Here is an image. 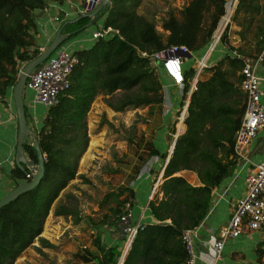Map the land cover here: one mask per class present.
<instances>
[{"label": "trees", "instance_id": "obj_1", "mask_svg": "<svg viewBox=\"0 0 264 264\" xmlns=\"http://www.w3.org/2000/svg\"><path fill=\"white\" fill-rule=\"evenodd\" d=\"M77 1L79 4L82 2ZM130 1L112 0L100 15L104 17V27L119 30V35L90 41L89 46L77 43L71 48L79 64L70 76V88L63 93L59 104L47 111L36 132L45 157L44 176L38 186L0 209V264H14L36 241L42 247H51L41 235L61 192L76 178H84L77 175L78 166L89 145L87 116L96 96H109L121 91L115 103L108 101V105L117 112L162 105V80L167 78L166 73L142 53L152 55L174 45L187 46L192 52L209 48L212 35L225 14L226 2L189 0L179 18L173 10L169 11L159 31L153 22L130 9ZM51 2L66 5V0H0L1 97L13 90L21 66L40 53L37 14ZM244 8L248 13L244 0H239L235 13ZM206 13H209L207 25ZM76 19L74 16L62 21V31L77 26L68 33L69 37L62 46L76 41L90 21L87 17ZM227 40V34H224L222 43L228 52L208 68L210 76L199 80L197 89L190 96L184 122L186 131L177 138L167 165L168 149L174 141V126L179 115L177 109L182 107V101H176L172 130L163 150L151 142L145 145L146 157H141V162L146 163L151 157L158 158L151 168L154 175L152 184L157 182L163 170L159 188L162 198L149 201L153 223L138 231L122 264H186L182 232L197 228L203 222L213 205L214 191L236 169L238 161L234 155V139L244 115L245 94L240 89L242 64L229 53L236 50L242 54L243 51L230 46L229 40L227 44ZM257 46L260 53L264 47L263 30L258 35ZM191 72L185 71L189 80L193 76ZM189 88L187 80L183 98ZM177 96L179 93L174 95ZM24 150L33 161H37L31 145H26ZM185 170L194 171L200 185L193 186L177 175ZM28 172L17 167L12 175L23 183ZM124 194L126 197L121 206L136 197L130 187L119 188L109 195L118 199ZM117 212L119 210L114 211ZM54 214L62 216L69 212L59 207ZM125 243L124 236L105 249L96 242L98 252L91 253V258L82 259L86 263L118 264Z\"/></svg>", "mask_w": 264, "mask_h": 264}, {"label": "rangeland", "instance_id": "obj_2", "mask_svg": "<svg viewBox=\"0 0 264 264\" xmlns=\"http://www.w3.org/2000/svg\"><path fill=\"white\" fill-rule=\"evenodd\" d=\"M129 5L131 10L153 22L159 31H161L162 22L169 11L173 10L178 18L180 17V10L176 7L177 0H131ZM244 6H247L246 11L248 13H245V8L238 13H234L228 28L230 33L229 40L230 46L235 49H241L243 51L242 54L252 56L258 54V35L261 30L264 31V0H244ZM74 9L75 7L70 5V12H74ZM100 15L96 16L93 24L84 32H81L76 39H89L92 32L104 27V17L102 18ZM208 19L209 13H206L205 25H207ZM75 28L77 26L73 25L64 32L69 33ZM89 45L90 43L85 44V46ZM207 49L193 51L192 57L186 60L184 67L187 71L192 70V75H195L194 69L198 59L206 54ZM227 52L228 48L226 49L224 45L217 46L210 55L209 66L215 65ZM156 74H159V72L157 71ZM209 76V69H206L199 80L207 79ZM166 81L167 78L162 80L163 86H166ZM177 93L179 91L176 90L175 94ZM121 94V91H117L109 96L97 95L101 104H105L109 109L108 111L95 112V110L92 111L91 105L87 116V127L90 129L91 134L104 133L102 136L106 137V139H113L119 142L125 140L126 144H136V146L140 147L144 140H156L158 145L163 140L167 142L169 140V132L172 130L174 114L170 110L171 108L167 109L168 105L155 104L140 109H128L123 112H117L108 105V101L115 103ZM175 98L176 101L180 99L179 96ZM174 128V135H176L178 127L176 128L175 125ZM185 131L186 126L181 128L180 134H184ZM101 142H106V140H101ZM171 150L172 147L168 149V153ZM104 154V147L98 145V152L93 157L88 171L82 174L78 170L77 175L80 174L84 178H77L72 181L61 192L55 202L54 210L60 207L67 210L69 214L54 218V212H50L47 218H51L49 219L50 223L46 227L47 233L45 235L42 233L41 237L48 240L51 247H42L36 241L14 264H97L95 261L86 263L82 257L91 258V253L98 252L96 242L105 249L117 243L120 236H124L116 227V216L124 208L120 204L125 197L117 199L114 196L110 197L109 194L117 192L119 188H126L131 185L137 187L140 181L142 182V177L148 174L144 172L137 179V172L143 165V170L146 171L145 164L147 162L142 163L138 157L136 159L134 154V158H127L126 156L121 159L115 158V163L111 165L108 161V156L104 157ZM141 154L146 157L145 152ZM185 171L187 173L184 175H182L184 171L178 175L185 176L188 180H195L196 183H199L198 176L194 171ZM135 178L137 179L135 180L136 185L131 184ZM159 188L160 185L158 186V191ZM157 194L153 196L152 200L158 199ZM130 202H127L125 207L131 204L134 214L136 210L133 206V201L132 203ZM116 210H119V212L114 213ZM113 224L115 228L112 226ZM108 230H110L109 236H107ZM126 245L127 241L125 247ZM124 250L125 248H123L122 252Z\"/></svg>", "mask_w": 264, "mask_h": 264}, {"label": "built area", "instance_id": "obj_3", "mask_svg": "<svg viewBox=\"0 0 264 264\" xmlns=\"http://www.w3.org/2000/svg\"><path fill=\"white\" fill-rule=\"evenodd\" d=\"M103 1L82 0L80 6L75 7L74 12H64V18L55 17L54 21L61 24L62 21L68 19L71 15L77 18H85L92 12L90 7L92 4L97 6ZM188 3L189 0H177L176 7L182 12ZM238 3L239 0H226L225 14L212 35V41L206 54L198 59L196 68L194 69L195 75L190 80L185 76L184 67L186 60L192 57V51L187 46H170L152 55L142 53V56L150 57L154 65L166 73L170 84L179 90V101H182L183 105L178 110L179 115L176 123V128H178L176 135H173L174 140H177L181 135V125L185 126L184 122L187 117L190 96L197 89L196 86L203 71L210 67L208 64L210 55L218 45H224L222 44L224 34H227L228 40L230 39V33L227 28H229ZM48 8L49 6L44 11H47ZM94 21L95 17L90 18L89 23L92 25ZM56 31L58 33L63 32L61 29ZM112 34L119 35L120 33L119 30L113 29L112 27H102L92 32L91 37L85 39V41H95ZM49 41L51 42V40ZM77 43L80 44L82 41H74L67 46L61 45L44 63L32 71L25 85L26 105V100L30 94H32L30 101L31 107L39 104L48 111L50 108L59 104L63 93L70 88V76L79 64L78 57L71 51L72 46ZM49 44L41 45L39 48L40 53ZM224 47L227 49V46L224 45ZM189 55L191 57H188ZM229 55L232 58L238 59L242 64L239 72L241 76L240 89L245 94V110L240 127L235 134L234 155L237 161L243 160L250 162L247 158L248 148L257 135L264 131V88L262 87V84H264V76H259L257 73L259 69L264 67V47L260 53L252 56L238 53L236 50L230 51ZM159 64L162 66L159 67ZM187 80L190 83V88L183 98V87ZM167 89V85L162 86L163 104L164 106L168 105L167 109H170L172 104ZM1 99L3 97L0 96V101ZM2 123L0 115V126ZM34 134L36 135V133ZM156 161L157 157H152V159L148 160L145 164L146 171L144 172L149 173ZM1 168L2 162L0 161ZM33 175L34 172L30 168L26 174L25 182L30 181ZM141 175L138 174L137 179ZM116 223L117 229L126 237L127 245L125 249H130L138 231L143 229L145 224H142L141 221L137 223L133 222L131 204L126 205V207L124 205L122 211L116 216ZM196 229L184 230L181 235V240L187 253L186 264H198V262H202L203 264H216L222 259L225 243L228 240L237 239L245 232L264 231V160L254 165L253 170L247 175L245 179V195L235 202L227 226L218 235L211 234L203 242V249L200 252H197L195 248Z\"/></svg>", "mask_w": 264, "mask_h": 264}, {"label": "crops", "instance_id": "obj_4", "mask_svg": "<svg viewBox=\"0 0 264 264\" xmlns=\"http://www.w3.org/2000/svg\"><path fill=\"white\" fill-rule=\"evenodd\" d=\"M70 5H74V7L80 6L77 0H68L66 1V5L63 6L57 3H50L47 11L43 10L37 14L39 30L37 39L40 40L39 44L45 45L50 43L49 40L52 41V39L58 33L56 30H59L61 26L60 23L54 21V18H61V16L63 17L64 12L70 13ZM102 12H104V10ZM102 12L100 14H102ZM70 17L73 18L74 15H71ZM70 17L68 19H70ZM64 31L65 30H63L62 34L68 35V32ZM80 40L82 41V43L80 44L89 42L85 41V39L83 38L77 39L76 42ZM185 71H187L186 68ZM257 73L259 76L263 77L264 67L259 69ZM166 85L168 86L167 90L171 95L172 105L170 110L174 112L176 109V98L174 97V95L177 89L173 87L170 82L166 83ZM262 87L264 88V84H262ZM31 99L32 95L30 94L28 96V99L26 100L27 125L30 127L31 132L36 133L37 128H39L42 124L47 110L39 104L31 107ZM99 99L100 98L96 96L94 102L92 103V111H108L109 108L106 107L105 104H101ZM0 115L3 122L0 126V161L2 162V168L0 169V199H2L17 184L22 183V180L16 179L12 175L14 169L18 167L15 162V156L19 130L18 118L13 101V90L8 91L3 99H1ZM181 128H184V126L181 125ZM88 134L90 139L89 145L87 150L81 157V162L79 161L78 166L79 173L82 174L88 171L89 167L91 166V161L98 152V145L104 147V157L108 156V161L111 165L112 163H115V158L121 159L123 156H126L127 158H134L135 154L136 159L137 157L139 159L141 157H144L141 153L147 152L145 149V145L149 142L153 143L155 147L160 150H163V148L166 146V141L164 140L160 145L157 144L158 141L156 140H144V142L141 144V147L138 145L136 146V144L129 145L126 144L127 142H125V140L119 142L113 139H106V137L102 136V134L104 133L91 134L89 128ZM101 140H106V142H101ZM25 157L27 159H31L27 152H25ZM247 158L250 160V162L239 160L237 162V166L233 175L225 180L221 184V186L214 191L213 205L209 210L206 218L196 229L197 236L195 237V248L197 252H200L203 249V242L206 241L211 234L218 235L220 231L227 226L235 202L245 195V179L247 175L253 170L254 165L264 160V131L260 132L257 137L251 142L248 148ZM150 159H152V157ZM157 162L158 158L154 164H156ZM18 168L26 169L28 171L30 170V167L28 165H21V167ZM143 169L144 165L139 170L138 174H143ZM162 171L159 174L157 182L155 184H152L154 175L151 174L150 171L148 174H145V176L142 177V182L140 181L137 187L132 185L129 186L134 190L136 195L135 199H129V201H131L130 203H132L133 201V206L136 210V213L134 211L133 214L134 223H137L138 221H141V223L145 225L153 223V218L149 213L148 203L152 200L153 196L157 194V192L158 199L160 200L162 198V194L158 191V186L161 185L163 181ZM185 173H187V171L182 172V175H184ZM136 178L132 181L131 184L136 183ZM185 179L193 186L200 185V182L196 183L195 180H188L186 177ZM121 197H126V194ZM52 211L54 212V208ZM58 217L61 216H55L54 218ZM49 219L51 218L49 217ZM49 219H47V221L45 222L43 235L47 233L46 227L50 223ZM112 226L115 228L114 224ZM109 231L110 230L107 231V236H109L110 234ZM198 264L203 263L198 262ZM216 264H264V231L245 232L237 239L228 240L225 243L222 259Z\"/></svg>", "mask_w": 264, "mask_h": 264}, {"label": "water", "instance_id": "obj_5", "mask_svg": "<svg viewBox=\"0 0 264 264\" xmlns=\"http://www.w3.org/2000/svg\"><path fill=\"white\" fill-rule=\"evenodd\" d=\"M112 0H104L99 5L95 6L92 4L90 7L92 9V12L89 13L86 17L87 18H94L100 13L107 9L111 5ZM81 19V17L77 18L75 21ZM74 21V22H75ZM91 26V23H88L84 28L88 29ZM69 34L65 35L62 33H58L55 35V37L52 39L50 44L36 57H34L32 60L25 63L20 70V74L18 76V80L13 87V101L14 106L18 118V138H17V150H16V156H15V162L18 167H21V165H28L31 170L34 172V175L30 181L23 182L20 184H17L11 191H9L2 199H0V209L4 206L8 205L12 201L16 200L19 196L27 193L28 191L34 189L38 184L40 183L41 179L44 176L45 168H44V162L45 157L41 151V148L39 146V142L37 140L36 135L31 132L30 127L27 125V118H26V110H25V85L27 82V79L29 75L32 73L34 69H36L39 65L44 63L54 52L59 48L61 45H63L66 40L68 39ZM188 57H191L189 55ZM162 65L159 64V67ZM29 140V141H28ZM30 140L32 142H30ZM176 140H174L172 145V150L170 151L168 158L166 160L165 166L167 165L171 154L173 152L174 146H175ZM26 145H31L33 149L35 150L37 161H33L32 159H27L25 157V150L24 147ZM164 166V167H165ZM163 173V171H162ZM163 175V174H162ZM128 248H126L120 258L119 264L123 263V260L128 253Z\"/></svg>", "mask_w": 264, "mask_h": 264}]
</instances>
